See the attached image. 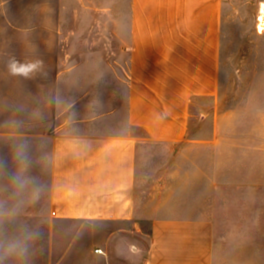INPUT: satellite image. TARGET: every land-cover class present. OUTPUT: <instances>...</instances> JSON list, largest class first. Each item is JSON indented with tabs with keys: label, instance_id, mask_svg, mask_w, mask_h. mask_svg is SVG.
Wrapping results in <instances>:
<instances>
[{
	"label": "crops",
	"instance_id": "obj_1",
	"mask_svg": "<svg viewBox=\"0 0 264 264\" xmlns=\"http://www.w3.org/2000/svg\"><path fill=\"white\" fill-rule=\"evenodd\" d=\"M225 6L0 0V242L27 244L3 264H264Z\"/></svg>",
	"mask_w": 264,
	"mask_h": 264
},
{
	"label": "rangeland",
	"instance_id": "obj_2",
	"mask_svg": "<svg viewBox=\"0 0 264 264\" xmlns=\"http://www.w3.org/2000/svg\"><path fill=\"white\" fill-rule=\"evenodd\" d=\"M101 2L105 16L110 0ZM224 4L227 9V39L225 60L220 61V77L224 70L227 84L243 89V93L232 91L227 97L232 103L238 100L234 97L242 98L236 108L237 115L251 124L241 128L247 137L256 136L255 144L262 151V157L257 158L263 162L264 197V0H224ZM251 87L256 88L255 94L248 92ZM227 108L226 111L232 109V105L227 104Z\"/></svg>",
	"mask_w": 264,
	"mask_h": 264
},
{
	"label": "clouds",
	"instance_id": "obj_3",
	"mask_svg": "<svg viewBox=\"0 0 264 264\" xmlns=\"http://www.w3.org/2000/svg\"><path fill=\"white\" fill-rule=\"evenodd\" d=\"M10 71L15 74H21L25 77L31 73L41 71L43 68V61L36 60L28 64L17 65V62L13 61L10 65ZM18 159L26 160V151L22 149L18 153ZM39 193H37V196ZM38 235V233H36ZM27 252V244L23 239H13L5 242H0V264H3L4 260L11 256H23Z\"/></svg>",
	"mask_w": 264,
	"mask_h": 264
},
{
	"label": "built area",
	"instance_id": "obj_4",
	"mask_svg": "<svg viewBox=\"0 0 264 264\" xmlns=\"http://www.w3.org/2000/svg\"><path fill=\"white\" fill-rule=\"evenodd\" d=\"M99 253H102V251L100 250V251H98Z\"/></svg>",
	"mask_w": 264,
	"mask_h": 264
}]
</instances>
